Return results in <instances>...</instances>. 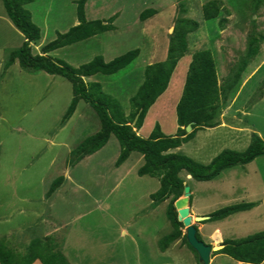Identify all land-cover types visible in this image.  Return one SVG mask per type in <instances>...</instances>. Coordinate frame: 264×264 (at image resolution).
Segmentation results:
<instances>
[{"label": "rangeland", "instance_id": "374dc122", "mask_svg": "<svg viewBox=\"0 0 264 264\" xmlns=\"http://www.w3.org/2000/svg\"><path fill=\"white\" fill-rule=\"evenodd\" d=\"M78 1L34 0L25 6L41 29L40 41L32 44L35 54L58 33L76 25ZM207 1L86 0L88 20L115 16V28L50 55L79 67L97 55L111 61L139 49L135 60L120 72L85 78L100 82L129 114L130 98L144 80L145 67L166 59L177 18L198 21L199 28L188 35V50L168 89L138 131L147 138L158 123L166 135L173 136L178 129L176 106L193 54L210 50L219 83L224 85L242 64L250 38L263 36L259 54L219 108V125L199 130L173 150L208 164L223 150L245 151L253 133L264 140V4L255 9V0H222L230 14L222 12L207 20L202 10ZM148 8L157 14L141 21L140 14ZM224 17L227 20L221 25ZM24 40L0 0V236L21 252L32 236L47 232L59 241L69 238L67 254L74 264H188L194 252L187 245L189 251L179 254L160 252L159 239L173 230L166 213L169 200L153 208L150 195L160 188V181L139 175L144 164L140 153L133 152L123 164L115 165L121 147L112 135L99 152L71 163V152L100 130V120L81 101L63 126L62 118L73 98L71 82L60 75L23 69L17 60L5 68L10 53ZM60 176L63 183L48 198L53 181ZM182 177L202 214L238 203L255 204L251 210L217 220L228 239L264 231V156L228 168L211 181H197L185 173ZM123 229L127 237H122ZM225 263L233 264L227 255Z\"/></svg>", "mask_w": 264, "mask_h": 264}, {"label": "trees", "instance_id": "16d2710c", "mask_svg": "<svg viewBox=\"0 0 264 264\" xmlns=\"http://www.w3.org/2000/svg\"><path fill=\"white\" fill-rule=\"evenodd\" d=\"M6 13L13 25L23 34V44L10 53L5 68H9L14 61H18L23 69L45 71L52 75H60L72 84L73 98L65 112L61 124L64 126L75 114L81 101L89 104L97 114L101 128L95 134L85 138L72 152L71 163L81 162L87 156L100 151L112 135L120 143V154L116 160L117 166L123 164L133 152L140 153L144 164L139 168L141 176L149 175L160 181V188L150 195L153 208L169 200L167 217L172 225V232L159 239V247L166 251L174 242L181 239L183 245L190 246L183 232L184 224L178 220L175 202L184 195L187 176L197 181H211L224 170L237 165H245L260 156H264V140L257 133H253L250 145L245 151L223 150L213 160L204 164L192 157L173 152L183 143L193 139L197 132L206 128H214L217 122L219 108L228 98L229 92L238 84L241 74L259 54L263 36H252L248 50L242 64L233 77L224 85L219 83L215 59L210 50H200L193 54L189 65L182 96L176 106L178 129L175 135H166L160 124H156L150 135L142 137L138 131L144 126L149 110L168 89L174 70L188 50V35L199 28V22L188 17H178L174 31L170 35L168 52L165 60L149 64L144 70V80L137 92L130 98L131 110L126 114L121 102L113 95L104 91L98 81L87 82L86 77L98 74L113 75L126 68L139 55V49H134L106 61L101 55L95 56L90 62L73 67L62 59L54 58L51 52L92 38L106 31L113 30L115 16L109 20H88L86 16V0H79L77 5L78 24L42 46L41 53L33 52L32 44L40 41L41 29L33 22L31 12L25 6L34 0H1ZM255 9L264 4V0H255ZM184 11V8L182 7ZM203 17L207 20L217 18L222 12L230 14L222 0H209L203 6ZM157 14L154 8L145 9L140 14V20L146 21ZM226 17L220 20L221 25ZM192 126L188 133L186 127ZM64 177L56 178L47 197L60 188ZM190 196V204H192ZM254 203H238L223 207L208 214V219L202 222H213L225 219L238 212L251 210ZM197 236L203 240L197 229ZM63 241L53 235L33 237L26 249L21 252L10 245L6 238L0 237L1 264H33L39 260L42 264H71L64 254ZM61 242V243H60ZM223 248L212 253L224 254L235 261L248 264L264 262V231L240 239H226Z\"/></svg>", "mask_w": 264, "mask_h": 264}, {"label": "crops", "instance_id": "0c3cea01", "mask_svg": "<svg viewBox=\"0 0 264 264\" xmlns=\"http://www.w3.org/2000/svg\"><path fill=\"white\" fill-rule=\"evenodd\" d=\"M78 23L79 22L76 21L75 24L77 25ZM45 44H47V43H45ZM45 44H43V45H45ZM216 127H214V128H216ZM190 209H191V214H193V217H196V216H207L208 215V214L205 215L204 213L203 214L200 213L199 209L194 204V202H192ZM217 222L218 221H213V222H202L201 221V222H197L195 224V226L198 229V232L201 235V237H202V239H203V241L205 243L213 245V246H221V247H223L222 244H223L224 240H226L228 238L224 235L221 227L216 224ZM46 233H45V235H41V236L44 237V236H47V235H51V233H48V234H46ZM121 233H122V237H127L129 235L128 231L125 230V229H123ZM0 237L6 238L5 236H0ZM33 237L34 236H32L31 238L27 239L28 243ZM103 244L108 245V242L106 240H104ZM68 247H69V238L64 240V244H63L62 250H63L64 254L67 256V258L70 261V263L74 264L70 260L69 255L67 254V248ZM15 248L17 249V247H15ZM184 249L189 251L186 248V245H183L182 242H181V239H179L176 242H174L166 251H164V252L160 251V252H161V254H164V256H167L168 254L174 255L175 252L177 254H179V252H181V250H184ZM194 254L195 253L190 252L189 256H190L191 261H189L188 264H199L198 258ZM230 260L233 262V264H248V263H242V262L235 261L231 257H230ZM33 264H42V263H41V261L37 260ZM211 264H229V263H225V255L224 254H217V255L211 256ZM261 264H264V262H262Z\"/></svg>", "mask_w": 264, "mask_h": 264}, {"label": "water", "instance_id": "95a60500", "mask_svg": "<svg viewBox=\"0 0 264 264\" xmlns=\"http://www.w3.org/2000/svg\"><path fill=\"white\" fill-rule=\"evenodd\" d=\"M189 133L192 130L191 124L186 127ZM191 177V176H189ZM191 188L189 185L185 186L184 195L175 202V208L178 212V220L184 224V233L190 246L197 252L199 264H211V255L213 252L220 250L218 248L205 243L197 236V228L195 224L197 222L208 219V216H196L191 214L190 204Z\"/></svg>", "mask_w": 264, "mask_h": 264}, {"label": "bare ground", "instance_id": "6f19581e", "mask_svg": "<svg viewBox=\"0 0 264 264\" xmlns=\"http://www.w3.org/2000/svg\"><path fill=\"white\" fill-rule=\"evenodd\" d=\"M215 247H217V248H218L219 246H215Z\"/></svg>", "mask_w": 264, "mask_h": 264}]
</instances>
